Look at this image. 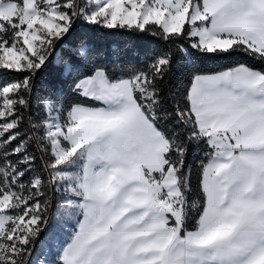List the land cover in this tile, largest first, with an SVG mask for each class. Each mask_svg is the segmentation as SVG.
<instances>
[{"label": "snow or ice", "instance_id": "6c2138e0", "mask_svg": "<svg viewBox=\"0 0 264 264\" xmlns=\"http://www.w3.org/2000/svg\"><path fill=\"white\" fill-rule=\"evenodd\" d=\"M81 28L163 47L133 68ZM53 65L70 103L35 93ZM0 264H264V0H0Z\"/></svg>", "mask_w": 264, "mask_h": 264}, {"label": "trees", "instance_id": "16d2710c", "mask_svg": "<svg viewBox=\"0 0 264 264\" xmlns=\"http://www.w3.org/2000/svg\"><path fill=\"white\" fill-rule=\"evenodd\" d=\"M76 36L84 35L85 39L100 53L102 59L115 58L120 59L133 68L144 69L145 65L152 59L154 50L163 47L162 42L153 38L151 35H144L139 32L126 31L121 29H97L95 31H85L83 28L78 29ZM59 52L60 49L58 48ZM242 59V58H236ZM236 60L233 59H203L196 60V64L203 71L212 72L220 70L225 66L232 65ZM188 70L182 62H178L173 66V71L165 80L164 87L167 91L175 92L182 89L187 84ZM68 85L63 82L60 76V69L55 65L51 66L47 71L42 72L35 81V93H43L55 90L64 94L66 102L70 103L73 99L68 91ZM33 118L36 116L35 102L32 108ZM28 113H25V119ZM192 157H190L191 161ZM45 240L41 237V241L37 242V253L41 250L42 243ZM62 242V241H61ZM54 251V249H53Z\"/></svg>", "mask_w": 264, "mask_h": 264}, {"label": "rangeland", "instance_id": "374dc122", "mask_svg": "<svg viewBox=\"0 0 264 264\" xmlns=\"http://www.w3.org/2000/svg\"><path fill=\"white\" fill-rule=\"evenodd\" d=\"M71 231L70 228H66L64 229L63 231H60L59 234H58V239L59 241H63L66 239V237L68 236V233ZM43 247V246H42ZM45 247V246H44Z\"/></svg>", "mask_w": 264, "mask_h": 264}, {"label": "crops", "instance_id": "0c3cea01", "mask_svg": "<svg viewBox=\"0 0 264 264\" xmlns=\"http://www.w3.org/2000/svg\"><path fill=\"white\" fill-rule=\"evenodd\" d=\"M67 237H68V236H67ZM67 237H66V239H67ZM66 239H65V240H66Z\"/></svg>", "mask_w": 264, "mask_h": 264}]
</instances>
